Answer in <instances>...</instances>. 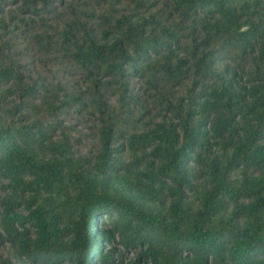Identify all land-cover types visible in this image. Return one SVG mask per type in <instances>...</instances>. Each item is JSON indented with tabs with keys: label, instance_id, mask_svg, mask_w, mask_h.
I'll return each instance as SVG.
<instances>
[{
	"label": "trees",
	"instance_id": "trees-1",
	"mask_svg": "<svg viewBox=\"0 0 264 264\" xmlns=\"http://www.w3.org/2000/svg\"><path fill=\"white\" fill-rule=\"evenodd\" d=\"M116 244L264 264V0H0V264Z\"/></svg>",
	"mask_w": 264,
	"mask_h": 264
},
{
	"label": "rangeland",
	"instance_id": "rangeland-1",
	"mask_svg": "<svg viewBox=\"0 0 264 264\" xmlns=\"http://www.w3.org/2000/svg\"><path fill=\"white\" fill-rule=\"evenodd\" d=\"M19 38H20V41H21L19 47H22V45H23V47H26L28 42H29V40L25 39V41L23 43V38H25V37L24 36L23 37L20 36ZM32 47L29 46L28 49L26 51H24L22 55L27 56V58H29L33 54ZM31 64H32L33 67L36 66L35 63L32 62V60H31ZM38 99H39V96L36 97L37 101H38ZM74 122H76V121H74ZM90 124H91L90 120H87L85 122V125H90ZM76 130L80 131L84 135L82 136L81 141H79L77 143H74L73 147L77 151H81V150L84 151L86 145H88L90 142H92V137H91L92 135H90V133L92 131L87 129L86 127H84L83 123L81 121L76 122ZM86 135H87V137L84 138ZM122 155L124 156L125 154H122ZM95 244L96 243H94L92 245L93 252H96V248L94 247ZM99 246H100V244H99ZM114 246H115V249L113 251V258H112L110 264H130L131 261L134 259V255H135L134 251L131 250V249H125L121 245H118V244H116ZM5 251H6L5 249H0V253L5 252ZM185 251L186 250H184V252Z\"/></svg>",
	"mask_w": 264,
	"mask_h": 264
},
{
	"label": "clouds",
	"instance_id": "clouds-1",
	"mask_svg": "<svg viewBox=\"0 0 264 264\" xmlns=\"http://www.w3.org/2000/svg\"><path fill=\"white\" fill-rule=\"evenodd\" d=\"M216 59H218V57H216Z\"/></svg>",
	"mask_w": 264,
	"mask_h": 264
}]
</instances>
